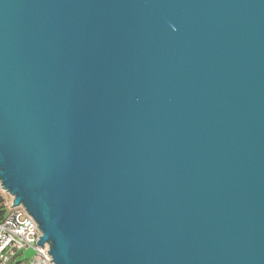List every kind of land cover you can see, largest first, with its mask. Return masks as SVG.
I'll use <instances>...</instances> for the list:
<instances>
[{
	"label": "water",
	"instance_id": "95a60500",
	"mask_svg": "<svg viewBox=\"0 0 264 264\" xmlns=\"http://www.w3.org/2000/svg\"><path fill=\"white\" fill-rule=\"evenodd\" d=\"M0 184L55 264H264V0H0Z\"/></svg>",
	"mask_w": 264,
	"mask_h": 264
},
{
	"label": "built area",
	"instance_id": "2783aa9c",
	"mask_svg": "<svg viewBox=\"0 0 264 264\" xmlns=\"http://www.w3.org/2000/svg\"><path fill=\"white\" fill-rule=\"evenodd\" d=\"M11 196V195H10ZM14 197L0 203V264H55L48 251L49 245L37 244L42 231L23 205L14 206ZM32 249L31 259H22Z\"/></svg>",
	"mask_w": 264,
	"mask_h": 264
},
{
	"label": "rangeland",
	"instance_id": "374dc122",
	"mask_svg": "<svg viewBox=\"0 0 264 264\" xmlns=\"http://www.w3.org/2000/svg\"><path fill=\"white\" fill-rule=\"evenodd\" d=\"M11 196L9 193H7L5 190H3L1 184H0V203H2L5 199H10ZM34 255V251L32 249H27L23 256L22 259H31Z\"/></svg>",
	"mask_w": 264,
	"mask_h": 264
},
{
	"label": "crops",
	"instance_id": "0c3cea01",
	"mask_svg": "<svg viewBox=\"0 0 264 264\" xmlns=\"http://www.w3.org/2000/svg\"><path fill=\"white\" fill-rule=\"evenodd\" d=\"M2 216H3V215H2V213L0 212V219L2 218Z\"/></svg>",
	"mask_w": 264,
	"mask_h": 264
},
{
	"label": "bare ground",
	"instance_id": "6f19581e",
	"mask_svg": "<svg viewBox=\"0 0 264 264\" xmlns=\"http://www.w3.org/2000/svg\"><path fill=\"white\" fill-rule=\"evenodd\" d=\"M4 190V189H3Z\"/></svg>",
	"mask_w": 264,
	"mask_h": 264
}]
</instances>
